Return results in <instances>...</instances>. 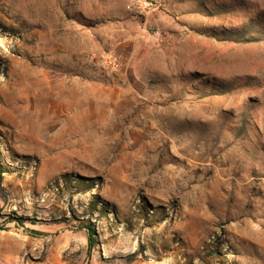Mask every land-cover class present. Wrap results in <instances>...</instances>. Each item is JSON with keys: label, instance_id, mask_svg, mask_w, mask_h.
I'll list each match as a JSON object with an SVG mask.
<instances>
[{"label": "rangeland", "instance_id": "obj_1", "mask_svg": "<svg viewBox=\"0 0 264 264\" xmlns=\"http://www.w3.org/2000/svg\"><path fill=\"white\" fill-rule=\"evenodd\" d=\"M0 160V264H264V0H0Z\"/></svg>", "mask_w": 264, "mask_h": 264}, {"label": "trees", "instance_id": "obj_2", "mask_svg": "<svg viewBox=\"0 0 264 264\" xmlns=\"http://www.w3.org/2000/svg\"><path fill=\"white\" fill-rule=\"evenodd\" d=\"M234 37H235V39H237L236 41H238V40L239 41H241V40H245L246 41V39H247V38H245L246 37L245 31H243V30L240 33H238V34H234ZM4 172H5L4 166H3V164L1 163V160H0V185H1V181H2V178H3V173ZM0 196L5 198L4 195L1 193V191H0ZM22 220L23 219L17 220V223L19 225H23ZM84 228L87 231L88 248L90 250V248H92L94 246V243H96V240L94 239V236H93L95 230L91 226H84ZM35 233L38 234V232H35Z\"/></svg>", "mask_w": 264, "mask_h": 264}]
</instances>
